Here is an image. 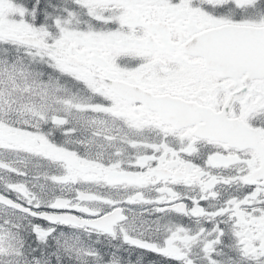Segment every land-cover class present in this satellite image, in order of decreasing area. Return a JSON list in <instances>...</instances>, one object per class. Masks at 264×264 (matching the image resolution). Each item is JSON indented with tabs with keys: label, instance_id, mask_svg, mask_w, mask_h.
Segmentation results:
<instances>
[{
	"label": "snow or ice",
	"instance_id": "1",
	"mask_svg": "<svg viewBox=\"0 0 264 264\" xmlns=\"http://www.w3.org/2000/svg\"><path fill=\"white\" fill-rule=\"evenodd\" d=\"M0 264H264V0H0Z\"/></svg>",
	"mask_w": 264,
	"mask_h": 264
}]
</instances>
